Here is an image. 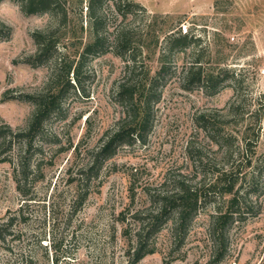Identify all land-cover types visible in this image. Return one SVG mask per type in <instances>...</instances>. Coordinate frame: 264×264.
I'll use <instances>...</instances> for the list:
<instances>
[{
    "label": "rangeland",
    "instance_id": "374dc122",
    "mask_svg": "<svg viewBox=\"0 0 264 264\" xmlns=\"http://www.w3.org/2000/svg\"><path fill=\"white\" fill-rule=\"evenodd\" d=\"M56 1L66 19L49 11L25 14L18 2L0 1V127L25 130L35 108L26 97L46 99L60 90L58 108L34 135L25 184L14 146L4 155L7 161H0V232L5 235L0 264H264V168L258 191L248 199L250 211L236 217L227 232L220 261L212 256L206 231L214 203L209 200L182 246H169L166 223L150 239L154 251L139 261L132 258L137 216L154 211L151 195L170 191L171 178L203 193L217 170L234 167L227 163V144L236 151L249 147L238 161L239 175L247 161L250 170L262 164L264 0H130L146 15L136 6L123 15L117 0H105L104 49L86 55L77 76L72 71L88 39V3ZM147 15L157 16L155 25L151 21L155 35L146 38L136 63L107 48V35L111 40L122 26L138 32L148 23ZM178 30L188 33V44L168 55L147 136L100 154L124 114L113 93L128 75L126 65L136 74L148 54L146 63L156 72L166 34ZM47 31H54V51L40 61L33 34ZM60 58L71 65L68 82ZM196 69L220 81L212 87L189 83ZM200 116L214 119L213 132L200 126ZM224 132L232 140L219 139Z\"/></svg>",
    "mask_w": 264,
    "mask_h": 264
},
{
    "label": "trees",
    "instance_id": "16d2710c",
    "mask_svg": "<svg viewBox=\"0 0 264 264\" xmlns=\"http://www.w3.org/2000/svg\"><path fill=\"white\" fill-rule=\"evenodd\" d=\"M2 1V0H0ZM18 2L21 11L25 14L36 12H52L56 17L60 19H66L67 13L62 10L58 12L56 9V0H14ZM105 0H87V9L89 17V31L88 39L83 45V50L79 56L77 64L73 68V73L77 76L82 59L89 54H96L101 49H104L106 41L101 28L103 26V14L101 12L102 3ZM117 10L125 15L127 12H133L136 7H141L143 15H146L144 7L138 3H134L130 0H117ZM137 13V12H135ZM146 20L148 23L139 29L138 32H133L130 28L125 26L118 27L112 33V38L109 40L107 35V48H113L117 55L127 56L131 63H136V57L140 54V50L145 45V40L149 36L155 35V20L157 16L147 15ZM151 18V19H150ZM154 22L152 23L151 21ZM66 26V25H65ZM171 31V30H170ZM74 35L75 32H73ZM54 35V31L47 32H35L33 37L38 46V56L40 61L49 59L52 56L54 49V40L51 39ZM77 38V37H76ZM188 44V33H182L179 30L177 32H170L166 34V44L162 48L159 59L160 66L153 72L146 63L149 55L146 54L142 57V66L140 72L134 74V70L127 68V76L119 81L114 88V98L122 104L124 107V114L109 135L107 140L101 147L100 154L109 155L111 151L115 149L119 143L123 142L129 144L133 138L138 140H144L152 124L153 118V106L160 97L159 85H164V74L168 71V55L175 49H183ZM59 64L62 65V73L67 76L70 72L71 65L65 60L58 59ZM134 67V66H132ZM192 74V73H191ZM193 75V74H192ZM220 76V75H219ZM220 81L219 77L208 72L203 73L196 69L193 76H191L189 83H203L209 84L210 87L214 86ZM60 96V90L50 96V98L43 99L42 96L38 99V95L26 97L33 101L35 106L32 119L29 122L25 130L14 131L9 125L0 127V161H7L8 157L6 151L12 149L14 146L16 149L15 159L18 166V174L22 177L25 184L28 179V173L30 170V162L28 153L33 147L34 135L42 128L44 120L48 117L51 111L58 108V97ZM200 126L211 133L213 132L214 119L210 117L200 116ZM217 134L219 139L232 140L233 138L228 133ZM211 139L214 140L212 136ZM230 145L225 146L227 150V163L234 165L229 167L228 170H217V174L212 182L209 183L208 189H205L203 193H200L192 189L181 178H171L172 189L170 191H159L151 195L150 201L155 203L156 208L154 211H148L146 214L138 215V230L134 234L135 249L132 252V258L134 261H139L146 254L154 251L153 241L150 239L157 234L158 230L166 223H169V235L170 240L168 242L170 247L179 248L184 243L185 235L192 224L193 220L198 216L199 211H202V207L206 201L213 203V212L210 213L206 231L212 241V256L215 257V261H220L226 253L228 236L227 232L236 219L240 218L244 212L250 211L248 202L251 194L258 191L259 179L261 178L262 168H264V158L262 164L250 170L251 162H246L247 168L239 175V159L243 152L249 150L248 145L244 150L239 149L232 150ZM239 161V162H238ZM239 165V166H238ZM239 167V168H238ZM237 169V176H233L232 172ZM243 168H240V170ZM20 180H18L19 182ZM165 183V181H164ZM166 184V183H165ZM238 184V185H237ZM21 185V186H22ZM235 185L237 188L234 190ZM18 183L19 190L22 187ZM231 193V197L227 200L224 199L225 195ZM153 197V198H152ZM213 199V201H210ZM225 200V201H224ZM238 215V216H237ZM5 240V235L0 232V242Z\"/></svg>",
    "mask_w": 264,
    "mask_h": 264
}]
</instances>
